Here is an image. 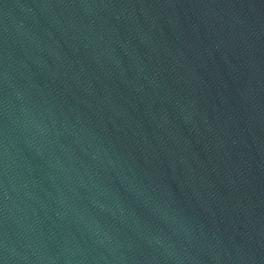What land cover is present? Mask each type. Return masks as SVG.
I'll return each instance as SVG.
<instances>
[{"label":"water","instance_id":"1","mask_svg":"<svg viewBox=\"0 0 264 264\" xmlns=\"http://www.w3.org/2000/svg\"><path fill=\"white\" fill-rule=\"evenodd\" d=\"M0 264H264V0H0Z\"/></svg>","mask_w":264,"mask_h":264}]
</instances>
